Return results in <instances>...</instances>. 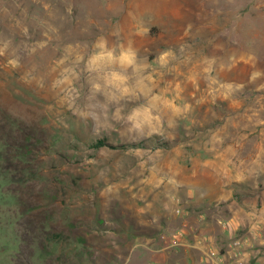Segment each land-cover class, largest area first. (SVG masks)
Returning <instances> with one entry per match:
<instances>
[{"label":"rangeland","instance_id":"obj_1","mask_svg":"<svg viewBox=\"0 0 264 264\" xmlns=\"http://www.w3.org/2000/svg\"><path fill=\"white\" fill-rule=\"evenodd\" d=\"M240 181L264 234V0H0V264H150Z\"/></svg>","mask_w":264,"mask_h":264},{"label":"crops","instance_id":"obj_2","mask_svg":"<svg viewBox=\"0 0 264 264\" xmlns=\"http://www.w3.org/2000/svg\"><path fill=\"white\" fill-rule=\"evenodd\" d=\"M219 186L220 193L210 197H197L191 187L186 188V199L181 202L184 214H174L186 224L181 236H176L179 227L175 230L173 227L172 231L168 229V226L175 223L172 219L175 216L172 211L167 212L169 201L163 198L160 200V217L155 215L156 263L212 264L213 253L223 248L229 238L239 235L246 244V261L249 264H264L258 252L260 248L257 247V243L264 244V234L260 230L262 220L255 219L256 213L251 211L243 198L237 200L232 188H225L223 182ZM262 216L259 218L264 220Z\"/></svg>","mask_w":264,"mask_h":264},{"label":"built area","instance_id":"obj_3","mask_svg":"<svg viewBox=\"0 0 264 264\" xmlns=\"http://www.w3.org/2000/svg\"><path fill=\"white\" fill-rule=\"evenodd\" d=\"M174 212L177 215L184 214V210L181 205H177L174 208ZM186 224L184 223L182 227L176 232V236H181L184 233ZM247 249L244 238L239 235L232 236L226 242L225 246L221 249L216 250L213 253L212 264H246ZM150 264H158L152 262Z\"/></svg>","mask_w":264,"mask_h":264},{"label":"trees","instance_id":"obj_4","mask_svg":"<svg viewBox=\"0 0 264 264\" xmlns=\"http://www.w3.org/2000/svg\"><path fill=\"white\" fill-rule=\"evenodd\" d=\"M105 144H106V142H105L103 139H101V140H98L96 143H94V146H95V147H100V146L105 145ZM241 183H242V185H243V188H244V187L247 188V190L245 191L246 193L250 190V188L247 187V186L245 185V182H244V181H242V182L240 181V183L235 182L234 185H233V190H234V195H235L236 197L241 196V194H246L244 191H241V190L239 189V185H240Z\"/></svg>","mask_w":264,"mask_h":264}]
</instances>
